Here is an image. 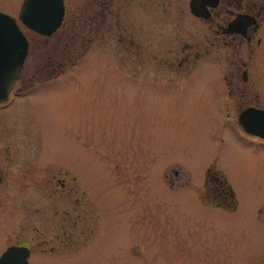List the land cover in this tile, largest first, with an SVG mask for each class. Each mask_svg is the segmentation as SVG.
<instances>
[{
    "label": "rangeland",
    "instance_id": "rangeland-1",
    "mask_svg": "<svg viewBox=\"0 0 264 264\" xmlns=\"http://www.w3.org/2000/svg\"><path fill=\"white\" fill-rule=\"evenodd\" d=\"M19 4L0 0V8L14 15ZM43 66L28 59L23 72ZM132 67L137 80H118L123 71L89 50L27 90L22 105L42 127L41 153L63 155L67 179L76 176L67 181L76 183L67 202L74 204L75 196L87 206L83 231L73 230L51 250V242L33 249L29 264H264V148L254 141L252 149L212 110L202 68L177 94L172 86L140 80L139 68ZM118 152L130 156L129 169L143 173L124 174ZM211 164L233 190L232 209L199 198ZM5 190L8 201L26 197Z\"/></svg>",
    "mask_w": 264,
    "mask_h": 264
},
{
    "label": "flooded vegetation",
    "instance_id": "flooded-vegetation-1",
    "mask_svg": "<svg viewBox=\"0 0 264 264\" xmlns=\"http://www.w3.org/2000/svg\"><path fill=\"white\" fill-rule=\"evenodd\" d=\"M61 1V19L48 34L21 22L19 7L15 15L0 8L16 17L27 39L18 77L0 102V241H5L0 252L10 244L24 245L28 264L33 249L45 250V242H51V250L53 244H65L73 230L82 232L87 206L75 196L74 204L67 202L76 188L67 181L76 176L68 174L67 179L63 155L43 156L42 127L34 116L30 120L33 111L22 102L29 100L31 86L57 74L59 66L80 62L89 50L123 71L118 80H137L132 67L137 65L140 80L172 86L177 94L187 90L194 72L202 68L212 110L223 114L252 149L254 141L264 148V136L253 132L264 131V0ZM28 59L44 66L23 72ZM118 155L124 174L143 173L137 166L128 168L129 155ZM217 169L212 164L205 168L199 198L203 204L232 209L236 201ZM163 172L172 184L171 173ZM172 173L177 176V169ZM9 186L26 197L8 201ZM71 210L74 215L67 220ZM33 240L36 248L29 243Z\"/></svg>",
    "mask_w": 264,
    "mask_h": 264
},
{
    "label": "water",
    "instance_id": "water-1",
    "mask_svg": "<svg viewBox=\"0 0 264 264\" xmlns=\"http://www.w3.org/2000/svg\"><path fill=\"white\" fill-rule=\"evenodd\" d=\"M62 10L61 0H22L18 15L26 25L46 34L59 23ZM26 46V38L15 19L0 11V101L7 98L18 77ZM253 132L264 136V131L256 128ZM27 255L26 246L10 244L0 253V264H28Z\"/></svg>",
    "mask_w": 264,
    "mask_h": 264
},
{
    "label": "trees",
    "instance_id": "trees-1",
    "mask_svg": "<svg viewBox=\"0 0 264 264\" xmlns=\"http://www.w3.org/2000/svg\"><path fill=\"white\" fill-rule=\"evenodd\" d=\"M216 175H217V176L219 177V179L221 180V183L224 184V185L227 187L228 192H231V195H232V197H233V199H234V193L232 192L231 188L228 186V184H227V182H226V180H225V178H224V175H223V173L221 172L220 169H217V171H216ZM234 200H235V199H234Z\"/></svg>",
    "mask_w": 264,
    "mask_h": 264
}]
</instances>
